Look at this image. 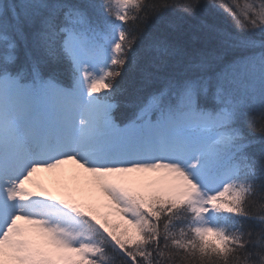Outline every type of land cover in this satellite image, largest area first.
I'll return each instance as SVG.
<instances>
[{
	"label": "snow or ice",
	"instance_id": "1",
	"mask_svg": "<svg viewBox=\"0 0 264 264\" xmlns=\"http://www.w3.org/2000/svg\"><path fill=\"white\" fill-rule=\"evenodd\" d=\"M257 31L264 0L0 2V264H264Z\"/></svg>",
	"mask_w": 264,
	"mask_h": 264
},
{
	"label": "trees",
	"instance_id": "2",
	"mask_svg": "<svg viewBox=\"0 0 264 264\" xmlns=\"http://www.w3.org/2000/svg\"><path fill=\"white\" fill-rule=\"evenodd\" d=\"M4 3H12L16 4L19 3L20 0H0ZM215 2L218 4L219 0H215ZM227 3L228 0H225ZM243 2V0H241ZM166 19L171 20V22L176 26V30L183 33L186 36H191L194 33L193 26L197 24V21L195 20H188L187 17H184L183 13H181L179 10L174 9L170 10L168 13L165 14ZM200 18L207 20L208 23L216 25V27L222 32V33H229L233 36H239L241 33L237 32L236 27L234 26V23L232 19L226 15L223 11H221L217 7H210L206 6L204 9H202L200 13ZM167 25H162V27H166ZM244 35L250 36L252 39L255 40H262L264 39V34L260 32H252V33H244ZM28 44L29 48L31 47V37L28 38ZM25 46L23 42H20V47L18 50V56L19 61L18 63L22 64L25 61ZM121 88H122V94L118 96V100L121 101V112L125 115L130 114L131 109L125 107V103H130L134 101L138 94H139V82L137 77L134 74H129L124 77V79L120 82ZM258 135V134H253ZM264 147L262 145H255L254 151L259 154L261 148Z\"/></svg>",
	"mask_w": 264,
	"mask_h": 264
},
{
	"label": "rangeland",
	"instance_id": "3",
	"mask_svg": "<svg viewBox=\"0 0 264 264\" xmlns=\"http://www.w3.org/2000/svg\"><path fill=\"white\" fill-rule=\"evenodd\" d=\"M5 1V0H4ZM1 2V1H0ZM68 168H74L75 166L74 165H68L67 166ZM45 176H51V175H53L52 173H46V174H44Z\"/></svg>",
	"mask_w": 264,
	"mask_h": 264
}]
</instances>
